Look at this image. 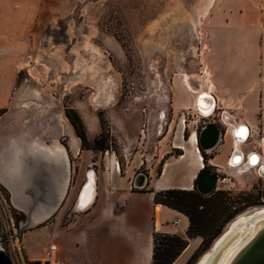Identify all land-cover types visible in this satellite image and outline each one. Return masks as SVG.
I'll list each match as a JSON object with an SVG mask.
<instances>
[{"label": "rangeland", "instance_id": "374dc122", "mask_svg": "<svg viewBox=\"0 0 264 264\" xmlns=\"http://www.w3.org/2000/svg\"><path fill=\"white\" fill-rule=\"evenodd\" d=\"M210 1L41 0V14L36 29L28 36L25 71L20 73L14 99L23 97L29 105L54 103L52 115L46 120L54 136L63 129L55 119L57 115L70 123L69 118L80 120L91 149H83L76 134L79 140L73 144L80 150V141L82 152L73 162H85V167L90 168L110 155L131 180L138 174L150 180L158 178L167 162L184 155L183 148L192 152L193 133L197 135L206 124L220 126L224 137L211 152L218 159L214 161L219 165L215 169L221 171L213 197L223 198L220 201L231 210L230 224L238 215L264 207V202L252 203L258 193H264V182L253 186L256 175L239 174L228 167L231 128L221 126L219 120L229 113L237 123L249 126L253 138H264L263 110L244 109L240 99L212 87L206 23L220 0L209 8ZM203 93H211L217 101V111L209 118L195 111L196 99ZM38 114L41 115L39 110L24 111L16 106L1 111L0 139L19 136L30 117L38 121ZM50 134L39 140L49 144L54 138ZM59 137L57 140L69 150L70 138ZM183 173L178 171L176 175L181 178ZM167 183L178 185L171 178ZM11 200L10 192L0 182V204L13 208L19 232L26 216ZM53 220L38 227H48ZM7 224L3 216L0 241L10 254ZM20 241L22 244V236ZM46 244L44 238L36 239L34 246L41 250ZM25 245L28 246L26 242ZM199 251L200 247L187 264H195L207 252L198 255ZM9 257L13 264H19L12 254ZM25 260L28 263L26 257Z\"/></svg>", "mask_w": 264, "mask_h": 264}, {"label": "crops", "instance_id": "0c3cea01", "mask_svg": "<svg viewBox=\"0 0 264 264\" xmlns=\"http://www.w3.org/2000/svg\"><path fill=\"white\" fill-rule=\"evenodd\" d=\"M40 5L41 0H0V111H10L14 107L20 73L25 71L28 36L36 29L42 10ZM206 24L212 87L240 99L244 109L262 108L264 126V0H220ZM42 105H31L30 109L39 110L41 115L38 114V121L30 117L27 123L36 127L34 134L47 135L49 132L55 138L43 145L50 148L59 143L67 151L71 175L67 197L54 216L53 224L31 229L22 235V247L29 264L49 260L63 264H153L155 233L186 237L189 219L173 209L155 204L154 193L149 191L192 190L195 187L204 163L198 143L193 142L194 133L190 138L191 153L183 148L184 155L167 162L161 176L151 180L148 177L146 187L136 189V177L131 180L124 176L119 163L110 155L90 168L85 167L88 165L85 162L74 163L72 159L79 158L82 150L80 141V150L75 149L78 137L73 126L67 118L61 119L62 116L57 115L55 119L63 129L59 131L60 137L54 136L46 121L52 115L54 103L46 102L40 107ZM49 119L52 121L54 116ZM63 136L70 138L69 150L57 140ZM17 137L29 141L35 139L30 134ZM183 161L186 163L184 173ZM178 171L183 173L181 178L176 175ZM169 178L178 185L168 184ZM88 189L91 193H88L89 197L86 194V200L84 196ZM43 238L47 244L36 250V239L41 241ZM202 242L201 237L190 240L187 249L173 264H187ZM51 245L56 246L54 253L50 252Z\"/></svg>", "mask_w": 264, "mask_h": 264}, {"label": "water", "instance_id": "95a60500", "mask_svg": "<svg viewBox=\"0 0 264 264\" xmlns=\"http://www.w3.org/2000/svg\"><path fill=\"white\" fill-rule=\"evenodd\" d=\"M196 136L202 154L217 148L222 133L218 126L208 125L201 135ZM52 148L22 137L0 139V182L10 192L12 205L26 216V223L20 229L18 238L54 218L67 197L70 160L64 148ZM249 167L259 174L262 169L258 162L247 165L245 170H249ZM147 182V175L138 174L135 188L143 189ZM217 182L215 173L202 170L195 181V188L202 196L209 197L216 191ZM1 227L0 215V233ZM228 228L195 264H264V213H255L252 219L233 233L228 234ZM1 244L2 241L0 264H13Z\"/></svg>", "mask_w": 264, "mask_h": 264}, {"label": "trees", "instance_id": "16d2710c", "mask_svg": "<svg viewBox=\"0 0 264 264\" xmlns=\"http://www.w3.org/2000/svg\"><path fill=\"white\" fill-rule=\"evenodd\" d=\"M69 119L76 134L81 139L82 148L90 150L86 131L81 121ZM96 149L102 150V148ZM202 155L205 158L204 152ZM149 192L154 193L155 204L166 206L185 215L190 223L186 237L155 233L153 264H173L187 249L189 241L198 237L203 238V242L197 254L208 251L220 235L223 227L233 219L229 207L220 201L223 198L213 197L215 196L213 194L204 197L199 194L197 189L196 191L169 189L158 192L151 190Z\"/></svg>", "mask_w": 264, "mask_h": 264}, {"label": "flooded vegetation", "instance_id": "af4514ba", "mask_svg": "<svg viewBox=\"0 0 264 264\" xmlns=\"http://www.w3.org/2000/svg\"><path fill=\"white\" fill-rule=\"evenodd\" d=\"M199 95L201 96H199L196 99L195 111L199 115H201L203 118H209L213 116L215 112L217 111V105L215 104V107L212 110H210L211 107H210L209 95L206 93L199 94ZM219 117L220 116H218V118ZM219 123L221 124V126L222 124H225L226 126H229L231 128L232 147H231L230 154L228 155L226 159V164L228 165V167L235 169L239 174H251L252 173L256 175V177L253 179L255 181L252 184L253 186L255 185L258 186L260 184V181L264 182V155H263L264 138L261 137L260 135L255 136L253 138L251 131L249 133V128L247 127V125L237 123L236 119L232 117L229 113H225L223 116V120L220 119ZM208 125H215V124H206L204 127L201 128L198 135H201L202 131ZM218 127L221 129V133H222L221 137H224L223 129L220 126ZM254 141L256 142L255 143L257 145L256 147L254 145ZM258 145H259V148H257ZM211 155H213L211 152H204V156H205V158L203 157L204 168L202 170L212 171L213 173L216 174L218 181H219L220 176L218 175V173H221V171L215 169V167L219 165H215L214 163V161L218 159L213 158ZM255 162H258L260 167H262V169L260 170V174L257 173L254 169H250V167H249V170H245V167L247 165H251L252 163H255ZM261 202H264V193L262 191H261V194L258 193L257 197L255 196V198H253L252 203L261 204Z\"/></svg>", "mask_w": 264, "mask_h": 264}, {"label": "bare ground", "instance_id": "6f19581e", "mask_svg": "<svg viewBox=\"0 0 264 264\" xmlns=\"http://www.w3.org/2000/svg\"><path fill=\"white\" fill-rule=\"evenodd\" d=\"M214 1L215 0H211L209 3H210V5H209V8H211V6L213 5V3H214ZM208 95H209V99H210V107H211V109L210 110H212L214 107H215V104H216V98L215 97H212L211 96V93H208ZM215 99V100H214ZM13 106L15 107H17L19 110L20 109H22V110H29L32 106L31 105H29L28 104V102H26L25 101V99L23 98V97H21V98H15V100H14V102H13ZM30 125H32V123H26L25 124V126L23 127V129H22V131L19 133V135H24L25 134V136L27 137L28 136V134H30L31 136H37V138H35V139H33V141H35V142H38V143H40V144H43V142L41 143V141L39 140V138H42L43 136H45L46 134H43V133H40V134H38L37 132L34 134L33 133V130H35L34 128H36V127H34V126H30ZM50 136H51V134H50ZM59 136V135H58ZM237 136H238V134H237ZM33 138V137H32ZM58 138V137H57ZM193 142H194V144L196 145V143H197V139H196V135L194 134L193 135ZM55 138H53V140H54ZM10 140V139H9ZM56 147H59V148H62V146L59 144V143H55L54 145H53V148H56ZM238 147V146H237ZM52 148V149H53ZM51 149V150H52ZM89 191H90V193H91V190L90 189H88V192L87 193H85V196L84 197H86L87 198V195H88V193H89ZM87 194V195H86ZM259 213V214H261V213H264V207H261V208H254V209H251V210H249V211H247V212H245V213H242V214H240V215H238V217H236L229 225H228V230L230 229V231L228 232V234L229 233H233L234 232V230H238L239 229V227H242L243 225H245L246 223H247V221L249 220V219H252L253 218V215L255 214V213ZM227 230V231H228Z\"/></svg>", "mask_w": 264, "mask_h": 264}, {"label": "built area", "instance_id": "2783aa9c", "mask_svg": "<svg viewBox=\"0 0 264 264\" xmlns=\"http://www.w3.org/2000/svg\"><path fill=\"white\" fill-rule=\"evenodd\" d=\"M13 208L9 205H6L4 207L0 204V215H1V221L3 219V216L7 218V232H8V238L7 241L11 245V252L9 255H13L14 258L19 262V264H29L25 260V255L23 253L22 244L20 241V237L18 238L19 232L17 231L16 223H15V217L13 214ZM175 224H178V221L175 222ZM3 244V243H2ZM1 248L3 249L2 245ZM56 251V246L51 245L50 246V252L54 253ZM39 264H63L62 261L58 260H49L45 261Z\"/></svg>", "mask_w": 264, "mask_h": 264}]
</instances>
